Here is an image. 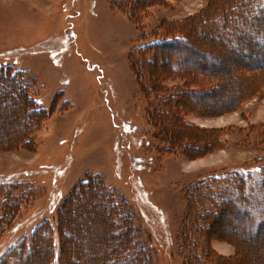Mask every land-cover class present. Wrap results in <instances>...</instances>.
<instances>
[{
    "label": "rangeland",
    "instance_id": "374dc122",
    "mask_svg": "<svg viewBox=\"0 0 264 264\" xmlns=\"http://www.w3.org/2000/svg\"><path fill=\"white\" fill-rule=\"evenodd\" d=\"M111 1L0 0V65L21 75L14 80L6 74L0 82V88L4 89L0 93V120L10 117L0 138L4 141L20 135L24 125L30 131L24 135L28 143L22 139L8 146L0 142V183H16L15 193H24L20 205L12 206L14 213L3 220L0 260L11 249L18 248L20 242L28 247L33 231L44 223L49 224L50 231H41L38 237L53 236L56 255L60 233L58 213L62 215L58 209L62 205L65 215L69 213L75 223L70 231L76 239L69 242L72 249L77 246L73 260L96 264L86 258V252L92 248L99 252L114 239L99 221L104 220L108 225L109 219L120 225L118 213L127 211L132 218L126 220L131 222L134 237L130 241L136 239L145 247L147 264H184V255L189 251L180 250L178 239L192 227L185 217L191 185L213 179L211 183L215 186L219 184L216 177L256 169L264 163V88L261 94L241 98L240 93L250 85L249 81L220 76L222 83L213 90V97L201 98L200 112L190 111V108L181 109L182 102L175 103L171 93L191 89L188 82L167 73L157 83L148 82L141 65L154 59L155 68L170 67V62L160 61L165 51L161 50L159 55V48L155 47L144 55L139 53L141 45L144 41L182 33V26L210 8L213 0H142L145 4L136 12L129 10L124 0ZM244 15L250 14L243 7L242 15L230 20ZM257 20L259 23L260 19ZM166 24L172 25L167 32ZM201 28L202 24L195 27ZM233 29L229 26L227 38H232ZM212 35L211 40L200 41L188 35L186 42L207 54L204 59L214 65L222 64L224 59L227 63L223 72L230 76L239 78L245 71L243 76L250 77L247 75L250 70L241 65L245 57L234 59L239 52L221 55ZM174 50L177 48L171 49ZM184 61L187 67L197 63ZM135 73L142 77L143 85ZM153 84L152 90H142ZM22 95L28 105L23 117L18 119L20 112L14 115L13 104ZM158 96L164 99L159 108L164 112L162 117L169 119L164 124L155 115L159 113L156 101L161 97ZM33 98L35 107L50 112L45 119L36 120L35 125L32 121L26 123L25 117L38 118L35 112L29 113ZM195 99L189 101L197 103ZM163 125L165 133L160 129ZM89 175L102 179L103 194L93 190L92 186H98L95 178L89 182V190L80 187V181ZM75 188L80 192L71 195ZM110 190L127 201L126 207L119 208L115 203L108 210L99 207L108 204L105 196ZM246 195L255 200L241 205L242 201L234 195L233 201L254 215L264 211V192L253 190L245 192ZM258 196L263 198L262 202L257 201ZM214 213L217 214L209 218L213 223L211 232L198 231L200 239H207L210 257L217 264H264V232L260 239L254 238L260 244L246 242L238 234L231 235L230 229L237 223L235 215L217 210ZM193 237L194 233L189 232L190 240ZM243 241L251 245L247 250H243L244 244H239ZM200 243H196L189 255L199 257L200 264H206ZM65 245L64 248L68 246ZM36 249L33 255L38 257L23 255L20 258L24 261L17 264H44ZM47 253L49 260L50 252Z\"/></svg>",
    "mask_w": 264,
    "mask_h": 264
},
{
    "label": "trees",
    "instance_id": "16d2710c",
    "mask_svg": "<svg viewBox=\"0 0 264 264\" xmlns=\"http://www.w3.org/2000/svg\"><path fill=\"white\" fill-rule=\"evenodd\" d=\"M114 1V0H113ZM111 1V2H113ZM125 4L128 6L129 10L131 9L132 12H136L137 8L142 4L144 1L142 0H124ZM114 4V3H113ZM244 7L246 13H249V16H243L241 19L237 18L236 20H230L231 17H237L242 15V8ZM130 13V12H129ZM260 19L259 23L257 22ZM194 21L189 20L186 22L185 25L182 26V33L175 34L173 36H163L161 39H155L150 41H144V43L141 45L140 52L142 54H146L148 51H150V48L158 47V54H160L161 50L165 51L163 53V58H160V61L162 63L170 62V67H167L166 69L160 67L159 69L155 68L153 65L155 64L154 59L152 62H148V60L141 63V65H144V68L147 73V81L151 83H157L158 80H161L163 77H167L166 73L170 76L172 75L175 78H182L185 80V82H188L191 89H184V90H176V92L172 91V95L174 97L173 101L176 103L182 102V107L190 108L189 110H200L199 109L200 103L202 101V97H213V90H217L220 87V84L222 83L221 78H229L233 79L234 77L236 79H239L238 81H244L245 83L249 81L250 85L244 89V91L241 94V98L243 96L251 95V94H261L262 90L264 88V0H213V3L210 5V8H208L206 11H204L200 16H198L196 19H193ZM203 25V32H200V30L195 29L197 25ZM238 24L241 25V27L237 26ZM230 27H234L231 34V39L227 38V31ZM243 26V27H242ZM246 26V27H245ZM253 26V27H251ZM164 27H166L165 31H169L172 27L171 24H166ZM252 28V29H249ZM197 30V31H196ZM214 30V32H212ZM165 31L163 33H165ZM200 34L202 36H200ZM214 34L216 38L215 47H218L220 50V54H226L227 52H239V55L237 57H234V59H239L240 55H243L245 57V62L241 60L242 62V68L246 67L250 77H245V71L243 74L238 76H230L226 71L223 72V66L225 63H227L224 59L222 64H218V66H215L209 59H204V52H201L198 50V48L193 47L191 44H189L187 41V36L190 35L194 40L200 39H208L211 40L210 35ZM209 38H208V37ZM213 36V35H212ZM220 38L222 41H219ZM233 41V43L227 46L225 43H229ZM186 42V43H185ZM182 45V46H181ZM226 47H225V46ZM260 46V47H259ZM251 47L255 48V50H252ZM177 48V50L171 51V49ZM189 49V51H187ZM147 51V52H146ZM151 51H154L151 49ZM192 53V54H191ZM194 53V54H193ZM218 56V54H216ZM220 57V56H219ZM208 58L210 56L208 55ZM191 60L193 62H197L195 65H192L191 67L184 66L185 63L184 60ZM198 59L201 62H199ZM233 59V60H234ZM221 61V59H220ZM230 61V57H229ZM135 64V63H134ZM216 70V68H219ZM253 69V70H251ZM244 70V69H243ZM224 73V74H222ZM6 74L9 75L8 79H14L17 80V76H21L20 73L12 72V69L10 67H4L0 65V82L4 81V78H6ZM137 77V81L143 85L141 78L138 77V75L135 73ZM145 77H143V80H146ZM155 81V82H154ZM248 83V82H247ZM142 88V87H141ZM154 88L153 86L148 87V89L143 88L142 90H152ZM193 88V89H192ZM0 93L4 91L3 88H0ZM175 94V95H174ZM179 95V96H178ZM160 99H157L156 104L158 105V109L160 108V104L164 100L162 96ZM191 98H197V103H192V101L189 99ZM163 99V100H162ZM33 106L31 110L32 112H35L37 115L35 118L33 116L25 115L26 117V123H29L32 121V125L36 124V120H43L45 119V115L50 114V112L43 108V107H35L36 102L34 98L32 99ZM27 103V100L25 97L20 96V99H17V101L13 104L14 108V115L19 116L18 119L23 117L22 115L25 112V109L27 107L25 106ZM28 105V103H27ZM226 106V105H225ZM165 108V107H163ZM198 108V109H197ZM166 109V108H165ZM225 110V109H223ZM17 111V113H15ZM159 113H156V117L158 121H162V124L168 122L169 119H163V110L159 109ZM170 113L169 110H167V113ZM150 114V113H149ZM178 114V112H176ZM31 115V114H30ZM15 116V117H16ZM148 119L151 122L150 115H147ZM14 117V116H13ZM12 117V118H13ZM9 116L1 118L2 126H0V137H2L5 133L3 126L9 125ZM31 125V126H32ZM187 126L186 124L182 125ZM27 126L24 125V128L20 129V132L17 136H13L10 138H0V142H3L2 145L5 144L12 145L14 142L19 143L20 140L27 142L28 139H25L26 134H29V129L25 130ZM31 128V127H30ZM186 128V127H185ZM161 132L165 133L166 129L165 126H160ZM19 131V130H18ZM155 139L156 132L154 133ZM163 141V139H162ZM1 146V143H0ZM166 149V147H163ZM196 151V150H194ZM94 178L98 181V186H92L93 190H99L101 194H103V191H105L104 183L102 182V179L100 177H97L96 175H89L85 177L83 180L80 181L79 185L85 190H89L91 185H88L91 180H94ZM225 178V180H223ZM213 180V179H212ZM211 180V181H212ZM211 181L201 182L197 185H191V187L188 189L190 192L187 194L189 195V202L186 212V221L190 223L188 225L191 227L190 233H194V240H190L189 238V232H183V236L180 235L179 237V248L184 251H189L188 253H184V264H200L201 260L199 257L197 259L193 258L191 255H189L190 251L195 250L196 243H200L201 239L202 242V251L204 253V261L206 264H217L216 259L210 257V251L208 249V244L206 238H199L200 235H198V231L204 230L211 232V228L213 226V223L209 221V218L212 215H215L217 213H214V210H217L219 213L225 214L228 213L230 215H235L236 218V225L232 226L230 230L231 235L232 234H238V236H242L246 242L249 241H255L257 239H260L262 235L264 234L262 228H264V211L258 212V214L254 215L251 214L247 209L243 208L241 205H243L245 202H253L255 199L251 197L245 196V192L249 193L251 191H259L264 192V163L261 166H258L256 169H247L245 172H237V173H230V175H225L222 177H216L215 181H219L218 185L212 186ZM102 182V184H101ZM78 185V186H79ZM103 186V187H102ZM18 186L17 184H10L5 185L0 183V199L3 198L5 194L7 195L4 200H0V232L4 230L3 226V220L9 218L14 213V208L12 206L20 205V200L23 199L24 193H15ZM81 188V190H82ZM202 191V192H201ZM80 192V189L75 188L73 192L70 194H74ZM108 194L107 197L108 201H106L108 204L100 205L99 207L104 210L110 207L109 205L118 204V207L121 206L126 207L127 201L123 199L120 195L116 194L115 191L110 190L107 191ZM241 192V193H240ZM84 193V191H83ZM82 193V194H83ZM236 193V194H235ZM70 194L66 197V199L70 196ZM191 194V195H190ZM233 194V195H231ZM234 195L238 196V198L242 201L241 205L233 201ZM111 197H114V201ZM115 198H118L115 200ZM65 199V200H66ZM258 202H262L263 198L261 196L256 197ZM64 204V201L63 203ZM90 205H93V207H96V205L91 203ZM109 206V207H108ZM17 211V210H16ZM62 211V215L60 216V213H58V228L60 229V233L58 235L57 239V246L58 250L55 255V246L56 242L53 240V236H46V238L39 239L41 231H50L49 224H41L38 226L32 233L29 245L28 247H25L23 245V242H20V245L18 248L11 249L7 255L0 260V264H17L20 263L24 259L20 258L23 255L25 257L36 258L38 257L37 254H34V250H39L40 252V258H42V263L44 264H82L81 261H78L77 259L73 260L71 257L74 255V251L76 250L74 245V249H72V246H69V242L73 243L72 240L75 238V235L71 234L70 229H72L71 224L75 225L74 220L69 218V213L65 215V210L63 209V206L61 205L58 209V212ZM198 212V213H196ZM127 211L123 213H118L117 218L120 219L119 222L120 225H117L116 223H111V221L108 219L106 225L105 222L99 221V225L103 224L105 232L109 234V236L114 237V239L104 244V247L100 249L99 252H95L94 248L92 250L87 251V259H90L91 262H96V264H147L148 262V256H147V250L145 251V247L141 246V244H138V242L134 241V239L130 241V238H134L132 235V231H130L131 222L129 220L132 218L127 215ZM198 214L201 215L198 219ZM128 218H127V216ZM197 216V217H196ZM129 219V220H126ZM253 222V227L251 229L248 228L250 224ZM131 221V220H130ZM185 221V222H186ZM196 221H199L196 223ZM7 223V222H6ZM239 225V226H237ZM261 228V232H260ZM109 230H111V234L109 233ZM203 231V232H204ZM260 232V233H259ZM205 233V232H204ZM260 235H259V234ZM263 233V234H262ZM188 234V235H187ZM257 235H259L257 237ZM104 236V235H103ZM202 237V236H201ZM256 239L254 240V238ZM76 239V238H75ZM248 239V241H247ZM197 240V241H196ZM196 241V243H195ZM239 243L243 245V250H247L248 246H251L248 243ZM235 242V241H234ZM241 242V240H240ZM68 243V244H67ZM260 244L259 241H255L256 244ZM63 244L68 245L67 247H63ZM200 244L199 247H200ZM238 244V245H239ZM65 245V246H66ZM103 245V244H102ZM106 246V247H105ZM242 247V246H241ZM47 251L50 252V259L46 260L47 257ZM91 255H89V253ZM94 252V253H93ZM241 251H239L240 253ZM200 253V252H199ZM20 255V256H19ZM17 257V258H16ZM192 257V258H191ZM195 257V255H194ZM74 258V257H73ZM232 262H234V259H231Z\"/></svg>",
    "mask_w": 264,
    "mask_h": 264
},
{
    "label": "bare ground",
    "instance_id": "6f19581e",
    "mask_svg": "<svg viewBox=\"0 0 264 264\" xmlns=\"http://www.w3.org/2000/svg\"><path fill=\"white\" fill-rule=\"evenodd\" d=\"M260 47V46H259Z\"/></svg>",
    "mask_w": 264,
    "mask_h": 264
}]
</instances>
